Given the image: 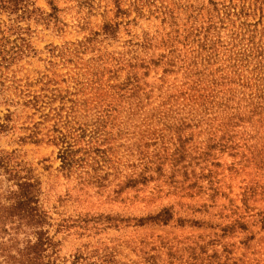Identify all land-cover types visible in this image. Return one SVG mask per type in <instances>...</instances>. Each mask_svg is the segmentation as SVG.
<instances>
[{"label":"rangeland","instance_id":"obj_1","mask_svg":"<svg viewBox=\"0 0 264 264\" xmlns=\"http://www.w3.org/2000/svg\"><path fill=\"white\" fill-rule=\"evenodd\" d=\"M32 1L45 18L0 10L1 28H28V47L0 61V152L39 182L57 260L83 252L114 264L152 254L156 264H264V167L242 157L264 152V113L252 125H224L226 113L202 123L200 108L177 96L185 88L177 66L196 56L217 76L215 105L233 94L227 105L246 116L249 88L237 82H253L261 68L264 88V0ZM166 60L178 71L164 72ZM136 78L141 88L128 98ZM27 91L38 109L24 103ZM68 129L82 159L70 170L53 141ZM163 208L168 223L136 224Z\"/></svg>","mask_w":264,"mask_h":264},{"label":"trees","instance_id":"obj_2","mask_svg":"<svg viewBox=\"0 0 264 264\" xmlns=\"http://www.w3.org/2000/svg\"><path fill=\"white\" fill-rule=\"evenodd\" d=\"M0 10L10 14H18V17H27L34 14V17L45 18L39 7L35 6V2L32 0H0ZM55 7H53L54 14ZM49 16L51 13L48 14ZM32 17V16H31ZM8 27V29H7ZM7 27H0V61L6 58H12L20 54L24 47H28V40L24 33L28 30L26 27H22L16 23H11ZM13 31L14 39L11 41L13 46L8 50L6 49L9 35V30ZM192 56L188 58V62L177 66V69L183 68L182 77L185 88L179 92L178 97H182L188 100L190 108L195 105L200 108L199 122H207L209 115H213V119L218 118L220 120L221 113H226L224 125H228V122L234 120V124L238 123H251L253 116H261L264 113V88L262 86L263 77L261 76V68L256 69V75L253 77V82H250L251 78H245L237 83L242 87L249 88V93L246 99L240 98L244 102L243 108L246 116H240L234 106H228V101H234V95L229 94L228 98L224 102H220L219 105H215L217 92H218V79L214 72L208 70L206 65L202 62H198ZM166 68L164 72H177L174 70L176 63L173 60L165 61ZM253 70V71H254ZM236 73V70L234 71ZM220 78H226L223 74ZM228 78L229 83H234L233 78ZM135 84L129 82V94L128 98H133L134 93L139 91L141 84L139 79H135ZM252 90V91H251ZM24 92L21 90L20 94ZM24 94V93H23ZM28 98L24 100V103L34 106L38 109L40 107V97L36 94H32L29 91L25 94ZM172 98V96H170ZM137 105V104H135ZM192 110V109H190ZM229 113V114H228ZM47 114H45L46 116ZM229 115V116H228ZM6 121H10V113L4 115ZM255 121H261L260 118ZM227 122V123H226ZM231 124V123H229ZM183 125V121L180 124ZM218 125V124H217ZM223 126V124L221 125ZM7 124L0 122V131L6 129ZM175 130L179 131V126H175ZM71 130L65 132L59 131V134L55 136L57 144H60L58 151V157L61 160V167L63 169L70 170L73 163L78 160H82L79 156L75 155L78 151L74 147L75 143L72 142L73 136L70 135ZM34 134L30 133L27 136L34 139ZM255 135H251L250 138H254ZM180 141V138H178ZM223 141L224 148H232L228 138ZM36 141V140H34ZM212 147V146H211ZM245 163L253 164L258 169L264 167V152H255L249 150L242 155ZM159 170V168H157ZM21 171H25L22 174ZM146 171V170H145ZM144 173V172H142ZM147 176L140 175L139 178L133 179V182H143ZM2 183L8 185H2ZM252 191V190H251ZM264 192V185H263ZM172 217V212L168 208H163L156 214L149 215L145 218L137 219V225H144L146 223H161L166 224ZM258 222L260 228L264 230V215H259ZM234 224H238L239 227L245 229L246 227L241 222L235 220ZM50 226L49 216L44 210L40 202V187L39 182L29 173L27 170H23L20 164L14 160L12 152H0V264H64L57 260L58 242L54 240L53 236L49 234L48 227ZM227 227L221 228L223 234L227 231ZM216 234V233H214ZM201 250L203 246H200ZM224 251V249H223ZM229 252L228 250H226ZM107 254L88 256L83 252H77L70 258L71 264H114L113 259L109 258ZM156 255H149L144 259L141 264H156ZM213 258H218L219 255L216 250H213L211 255ZM225 258L223 262H214L207 264H239L236 261L229 262ZM201 264V262L199 263Z\"/></svg>","mask_w":264,"mask_h":264}]
</instances>
